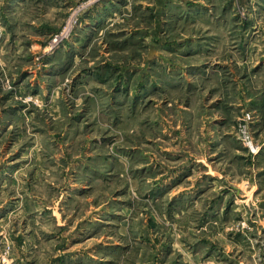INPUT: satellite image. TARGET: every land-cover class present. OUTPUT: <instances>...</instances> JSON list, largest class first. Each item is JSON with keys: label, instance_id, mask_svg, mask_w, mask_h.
I'll return each mask as SVG.
<instances>
[{"label": "rangeland", "instance_id": "obj_1", "mask_svg": "<svg viewBox=\"0 0 264 264\" xmlns=\"http://www.w3.org/2000/svg\"><path fill=\"white\" fill-rule=\"evenodd\" d=\"M263 139L264 0H0V264H264Z\"/></svg>", "mask_w": 264, "mask_h": 264}, {"label": "crops", "instance_id": "obj_2", "mask_svg": "<svg viewBox=\"0 0 264 264\" xmlns=\"http://www.w3.org/2000/svg\"><path fill=\"white\" fill-rule=\"evenodd\" d=\"M256 73H259V72H256ZM264 157V139H263V143L261 144V148H260V151L258 153V155L256 156L255 159H257V161L260 159V158H263ZM259 166V167H258ZM256 166L257 167V170L255 171L256 175H257V187H259L260 184L259 181H261L262 179H264V164L263 165H258ZM190 194L189 192H187L186 194L183 195V197H186V195ZM180 199L177 198L176 202Z\"/></svg>", "mask_w": 264, "mask_h": 264}, {"label": "built area", "instance_id": "obj_3", "mask_svg": "<svg viewBox=\"0 0 264 264\" xmlns=\"http://www.w3.org/2000/svg\"><path fill=\"white\" fill-rule=\"evenodd\" d=\"M69 24H70L71 26H69ZM71 28H72V23L69 22V23H68V26H67V28H65L64 32H66L68 29H69V31H70ZM66 29H67V30H66ZM64 32H62L61 34H59L57 37L54 38V40H53V42H52L53 45H56V44L62 42L63 38L65 37ZM57 41H58V42H57ZM252 148H253V147H252ZM253 149H254V148H253Z\"/></svg>", "mask_w": 264, "mask_h": 264}, {"label": "water", "instance_id": "obj_4", "mask_svg": "<svg viewBox=\"0 0 264 264\" xmlns=\"http://www.w3.org/2000/svg\"><path fill=\"white\" fill-rule=\"evenodd\" d=\"M152 50H154V47H152Z\"/></svg>", "mask_w": 264, "mask_h": 264}]
</instances>
